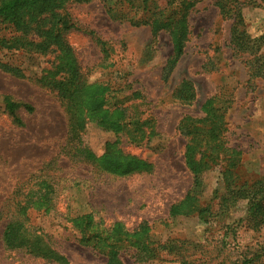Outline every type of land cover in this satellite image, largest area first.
I'll use <instances>...</instances> for the list:
<instances>
[{
	"label": "rangeland",
	"instance_id": "1",
	"mask_svg": "<svg viewBox=\"0 0 264 264\" xmlns=\"http://www.w3.org/2000/svg\"><path fill=\"white\" fill-rule=\"evenodd\" d=\"M186 1L193 5L184 53L166 79L169 32L153 34L151 25L156 18L178 17L181 7L174 5L180 0H67L64 7L74 24L64 38L88 85L89 102L104 87L122 88L131 97L127 104L153 121L157 135L148 144L134 145L119 136L124 153L150 165L144 171L108 174L68 153L66 110L39 81L42 70L59 59L0 49V63L15 70L0 68V264H56L23 249H7L3 242L5 226L22 220L20 202L41 181L53 188L51 203L28 208L26 224L43 233L68 264L106 262L76 242L70 219L82 214H91L103 228L120 223L131 231L147 223L150 251L136 256L127 246L120 251L124 264H239L244 258L264 264V222L253 228L247 199L236 190L241 181L264 178V81L248 82L245 58L228 46L233 21L220 19L216 0ZM240 14V31L252 38L264 34V3L246 0ZM9 30L0 25V33ZM220 91L232 101L225 114V141L240 153L243 177L227 187L224 162L215 163L198 177L197 199L210 214L170 218V206L193 185L183 158L186 140L177 124L186 115L202 118L203 102ZM7 100L18 103L19 122L8 113ZM114 140L113 131L94 121L86 125L83 143L95 157Z\"/></svg>",
	"mask_w": 264,
	"mask_h": 264
},
{
	"label": "trees",
	"instance_id": "2",
	"mask_svg": "<svg viewBox=\"0 0 264 264\" xmlns=\"http://www.w3.org/2000/svg\"><path fill=\"white\" fill-rule=\"evenodd\" d=\"M259 1L264 3V0ZM66 2L67 0H0V25H6L10 29L9 33H0V49L41 56L54 54L59 59L58 64L42 70L39 81L55 92L66 110L69 121L66 142L68 153L108 174L126 175L147 170L150 167L148 163L121 150L119 136L123 135L134 145L148 144L157 135L153 121L143 116L144 113L135 104H127L131 97L123 95L122 88L115 90L110 85L104 87L102 93H95L93 101L89 102L88 85L72 59L64 38V33L74 26L64 12ZM245 2L246 0H216L215 6L221 20L233 21L228 46L233 55L245 58L248 82L256 79L264 81V34L252 38L239 30L242 21L240 8ZM192 5V2L180 0L174 5L181 7L178 17L156 18L152 22V33L166 30L172 43V53L162 69L163 79L168 77L184 53L189 33L186 18ZM0 68L9 73L15 71L7 64L0 63ZM191 95L192 93L189 97ZM6 104L8 113L14 121L19 122L15 115L18 103L7 100ZM231 105V99L220 91L203 102L202 118L186 115L179 120L177 131L186 140L183 158L193 176V185L183 199L170 206V218L196 214L204 219L210 214L208 207L200 205L197 199L198 177L215 163L224 162L221 174L227 187L236 184V180L243 177L237 159L240 153L227 147L225 141V114ZM26 108L30 109L27 105ZM90 121L115 133V140L106 144L101 157H95L83 143L84 130ZM38 186L40 188L37 191L29 192L20 202L19 215L22 220L7 223L3 242L7 249H23L34 257L56 264H68L65 257L49 244L43 233L32 230L26 224L28 208L46 207L51 203L52 186L45 181H41ZM236 190L247 199L248 220L253 228L259 227L264 222V178L241 181ZM70 222L78 235L76 242L106 257L105 264H124L120 251L127 246L135 250L136 256L150 251L148 246L151 236L147 223H142L131 231L120 223L103 228L94 221L91 214L72 217ZM261 254L264 255V246ZM253 261L254 258H244L239 264H252ZM180 264L190 263L181 261Z\"/></svg>",
	"mask_w": 264,
	"mask_h": 264
}]
</instances>
